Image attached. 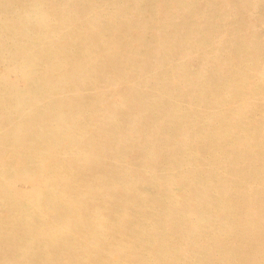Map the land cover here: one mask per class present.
<instances>
[{
	"label": "bare ground",
	"instance_id": "6f19581e",
	"mask_svg": "<svg viewBox=\"0 0 264 264\" xmlns=\"http://www.w3.org/2000/svg\"><path fill=\"white\" fill-rule=\"evenodd\" d=\"M0 264H264V0H0Z\"/></svg>",
	"mask_w": 264,
	"mask_h": 264
},
{
	"label": "rangeland",
	"instance_id": "374dc122",
	"mask_svg": "<svg viewBox=\"0 0 264 264\" xmlns=\"http://www.w3.org/2000/svg\"><path fill=\"white\" fill-rule=\"evenodd\" d=\"M141 190L143 191V192H146V193H151V194H153L154 192H156L157 190H155L154 188H152V187H150V186H143V187H141ZM145 190V191H144ZM176 191H177V194H181V190L179 189V188H177L176 189ZM153 192V193H152Z\"/></svg>",
	"mask_w": 264,
	"mask_h": 264
}]
</instances>
